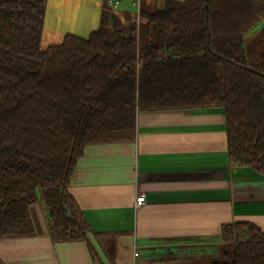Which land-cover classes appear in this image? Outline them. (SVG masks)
Wrapping results in <instances>:
<instances>
[{
  "label": "trees",
  "instance_id": "16d2710c",
  "mask_svg": "<svg viewBox=\"0 0 264 264\" xmlns=\"http://www.w3.org/2000/svg\"><path fill=\"white\" fill-rule=\"evenodd\" d=\"M41 48L48 0H0V238L33 233L42 201L55 242L89 241L69 193L84 149L126 143L142 112L221 107L234 166L264 177V0H164L114 10ZM210 264H264V231L225 228Z\"/></svg>",
  "mask_w": 264,
  "mask_h": 264
},
{
  "label": "crops",
  "instance_id": "0c3cea01",
  "mask_svg": "<svg viewBox=\"0 0 264 264\" xmlns=\"http://www.w3.org/2000/svg\"><path fill=\"white\" fill-rule=\"evenodd\" d=\"M78 7L64 25L98 30L101 0ZM48 11L43 38L59 34ZM68 190L89 241H53L39 201L30 208L32 234L0 238V264H210L229 246L225 228L264 231V177L232 164L221 107L139 113L132 141L84 149ZM140 194L146 204L136 209Z\"/></svg>",
  "mask_w": 264,
  "mask_h": 264
},
{
  "label": "rangeland",
  "instance_id": "374dc122",
  "mask_svg": "<svg viewBox=\"0 0 264 264\" xmlns=\"http://www.w3.org/2000/svg\"><path fill=\"white\" fill-rule=\"evenodd\" d=\"M84 0H48L47 9L50 10V17H52V28L58 31V35L50 38L45 33L43 38L41 48L43 50L47 49L49 46L53 45H60L64 40L63 35H67L68 33H72L77 37L87 39L93 32L91 30L83 31L78 30L76 28H68L64 25L66 22L65 19L71 17L76 18L77 12L81 11V8L78 7L80 3H83ZM121 6L118 8V11H130L132 14H136V9L133 6V0H120ZM164 4V0H141V11H154L156 8L162 7ZM91 5L89 3L88 8L82 7V16L84 15V11H87L85 14L90 13L89 9ZM62 15V17H61ZM62 18V19H61ZM65 18V19H64ZM51 22V21H50ZM99 27V26H97ZM99 29V28H98ZM97 31V30H96ZM237 228V224L233 225V229Z\"/></svg>",
  "mask_w": 264,
  "mask_h": 264
},
{
  "label": "built area",
  "instance_id": "2783aa9c",
  "mask_svg": "<svg viewBox=\"0 0 264 264\" xmlns=\"http://www.w3.org/2000/svg\"><path fill=\"white\" fill-rule=\"evenodd\" d=\"M111 6L114 10H117L121 6V1L120 0H114L111 3ZM133 6L136 9V20L139 23L140 16H141V0H133ZM146 204V195L145 194H140L136 196L134 206L136 209H139L143 207ZM134 257L137 259L139 257V252L136 250Z\"/></svg>",
  "mask_w": 264,
  "mask_h": 264
}]
</instances>
